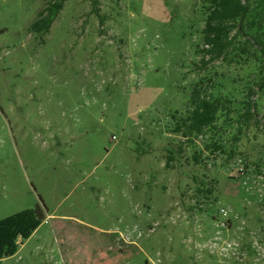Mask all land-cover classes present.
<instances>
[{
    "label": "rangeland",
    "instance_id": "obj_1",
    "mask_svg": "<svg viewBox=\"0 0 264 264\" xmlns=\"http://www.w3.org/2000/svg\"><path fill=\"white\" fill-rule=\"evenodd\" d=\"M47 5L0 0V220L54 216L4 264H264V128L204 169L172 131L203 0H67L33 33ZM196 172L218 180L215 205H196Z\"/></svg>",
    "mask_w": 264,
    "mask_h": 264
},
{
    "label": "trees",
    "instance_id": "obj_2",
    "mask_svg": "<svg viewBox=\"0 0 264 264\" xmlns=\"http://www.w3.org/2000/svg\"><path fill=\"white\" fill-rule=\"evenodd\" d=\"M66 1L48 0L31 31L49 33ZM203 4L206 22L196 46L200 59L192 63L196 80L186 109L173 115L172 130L193 149V163L201 169L219 159L228 165L238 156V144L247 132L264 128L255 100L264 94V0H203ZM167 152V167L173 169L183 147ZM197 173L193 175L196 205H215L218 180ZM47 217L38 205L0 220V264L16 255Z\"/></svg>",
    "mask_w": 264,
    "mask_h": 264
},
{
    "label": "crops",
    "instance_id": "obj_3",
    "mask_svg": "<svg viewBox=\"0 0 264 264\" xmlns=\"http://www.w3.org/2000/svg\"><path fill=\"white\" fill-rule=\"evenodd\" d=\"M53 217H54L53 215H48V218H53ZM34 234H33V236H34ZM6 260L7 259L3 260V264L5 263ZM66 264H78L77 263V257H73V256L69 255V259H68V262Z\"/></svg>",
    "mask_w": 264,
    "mask_h": 264
},
{
    "label": "built area",
    "instance_id": "obj_4",
    "mask_svg": "<svg viewBox=\"0 0 264 264\" xmlns=\"http://www.w3.org/2000/svg\"><path fill=\"white\" fill-rule=\"evenodd\" d=\"M45 223H48V220H46Z\"/></svg>",
    "mask_w": 264,
    "mask_h": 264
}]
</instances>
